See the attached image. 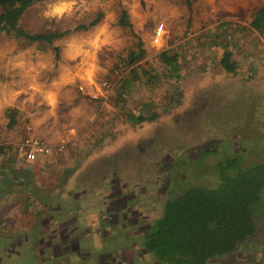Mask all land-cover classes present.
Listing matches in <instances>:
<instances>
[{
  "label": "rangeland",
  "instance_id": "374dc122",
  "mask_svg": "<svg viewBox=\"0 0 264 264\" xmlns=\"http://www.w3.org/2000/svg\"><path fill=\"white\" fill-rule=\"evenodd\" d=\"M188 1L35 3L19 24L30 33L70 29L53 42L59 60L46 43L0 33V264H107L124 248L138 264H154L141 252L139 226L158 218L167 199L216 186L220 160H264V64L242 55L255 38L232 16L221 20L219 8ZM123 9L132 29L118 22ZM99 12L97 25L74 29ZM139 39L143 58L125 65ZM166 50L179 57L178 77L159 57ZM226 51L229 72L220 64ZM34 112L35 136L55 143L43 161L29 162L14 146ZM140 114L150 118L131 120ZM207 149L214 152L203 156ZM209 264H264V226Z\"/></svg>",
  "mask_w": 264,
  "mask_h": 264
},
{
  "label": "trees",
  "instance_id": "16d2710c",
  "mask_svg": "<svg viewBox=\"0 0 264 264\" xmlns=\"http://www.w3.org/2000/svg\"><path fill=\"white\" fill-rule=\"evenodd\" d=\"M41 1L44 0H0V33H10L28 42L46 43L51 46L55 59L59 60V48L53 42L70 29L30 33L19 24L26 10ZM187 4L190 5L189 1ZM101 18L99 12L88 23H80L74 29L91 28ZM118 22L132 29L125 9L120 11ZM250 25L262 32L264 7L255 13ZM136 46L137 50L127 55L125 65L131 66L143 58L145 52L140 39ZM229 56L230 53L226 51L220 60L221 66L228 72L233 70ZM159 57L172 76L178 77L177 53L166 50ZM135 71L131 68L128 75L135 77ZM7 112V126L11 127L16 120L15 109L8 108ZM130 118L134 122H142L150 117L140 114ZM211 144L213 140L206 143ZM211 152L214 150L207 149L202 154L206 156ZM214 172L219 180L216 186H189L180 194L167 199L162 214L152 223L139 226L143 240L141 252L150 254L154 264H209L219 256L233 255L241 243L253 236L260 226H264V160L243 167L241 158L235 156L218 161ZM74 251L71 247L68 254L70 258L76 255ZM58 258H54L50 264H61L63 259ZM105 260L107 264H138L130 248L118 250L114 258Z\"/></svg>",
  "mask_w": 264,
  "mask_h": 264
},
{
  "label": "crops",
  "instance_id": "0c3cea01",
  "mask_svg": "<svg viewBox=\"0 0 264 264\" xmlns=\"http://www.w3.org/2000/svg\"><path fill=\"white\" fill-rule=\"evenodd\" d=\"M201 3L208 4L209 6H211V9H217L218 10V8H219V10L218 11L216 10V11H217V16L220 17L221 20H224V21L229 20L228 17L232 16L234 18V22H237V23H233L234 25H232V26H235L234 28L238 27V31L239 30L243 31V32L248 31L249 33H251L252 36L255 38V41H252V43H251V41H248V44H250L249 45L250 50H247V49L243 50V52H244L242 54L244 56L243 60L247 63H253L255 65H257L256 63L264 64V28H263L262 32H258L254 27H252L250 25V22L252 21L255 13L257 11H259L262 7H264V0H232V2H225V0H223L221 2H220V0H218V1L217 0H202ZM220 7H222V10H220ZM208 11H210V9ZM191 13L192 12H190V17H191ZM196 26H197V28L199 27V25H196ZM37 115L38 114H36V112H34L32 114L26 113L25 117L28 118V121H29L28 123H31L30 125L29 124H27V125H29V126L32 125L35 129L41 128V127L37 126V118H36ZM41 126H44V124H42ZM25 134H26V130H25L24 135ZM47 143H49L51 145V144H54L55 142L52 141V139H50ZM44 157H46V156H44ZM44 157H42V158H44ZM21 158H22V160L26 161L23 157H21ZM40 160L43 161L42 159H40ZM25 172L28 173V171H25ZM29 178H31L30 175H29ZM42 190L43 189H41L40 191H42ZM46 207H47V205H45V208ZM38 215H39V212L35 213V215H33V216L37 217ZM1 223H4V224H6V226H8L9 223L15 224L16 221H15V218H13L12 220H9V221L7 220L4 222L2 221ZM60 263L63 264V262H60Z\"/></svg>",
  "mask_w": 264,
  "mask_h": 264
},
{
  "label": "built area",
  "instance_id": "2783aa9c",
  "mask_svg": "<svg viewBox=\"0 0 264 264\" xmlns=\"http://www.w3.org/2000/svg\"><path fill=\"white\" fill-rule=\"evenodd\" d=\"M154 41H158L163 36V24L161 23L155 31ZM59 148H63L60 144ZM54 147L43 138L35 136L31 126L26 127V134L15 144L14 150L26 161H36L40 157L48 156Z\"/></svg>",
  "mask_w": 264,
  "mask_h": 264
},
{
  "label": "flooded vegetation",
  "instance_id": "af4514ba",
  "mask_svg": "<svg viewBox=\"0 0 264 264\" xmlns=\"http://www.w3.org/2000/svg\"><path fill=\"white\" fill-rule=\"evenodd\" d=\"M135 222H136V221H135ZM135 222H134V223H135ZM141 225H142V224H141ZM69 243H70V241H69ZM124 249H125V248H124ZM119 250H121V249H119Z\"/></svg>",
  "mask_w": 264,
  "mask_h": 264
}]
</instances>
